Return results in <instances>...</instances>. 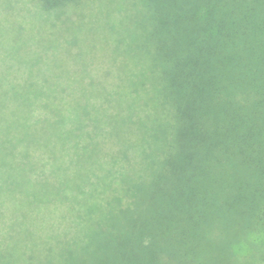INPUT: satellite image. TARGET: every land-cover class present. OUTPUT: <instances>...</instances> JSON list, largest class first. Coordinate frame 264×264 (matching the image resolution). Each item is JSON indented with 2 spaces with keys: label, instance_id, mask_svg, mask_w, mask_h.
<instances>
[{
  "label": "trees",
  "instance_id": "trees-1",
  "mask_svg": "<svg viewBox=\"0 0 264 264\" xmlns=\"http://www.w3.org/2000/svg\"><path fill=\"white\" fill-rule=\"evenodd\" d=\"M38 1L80 17L62 63L58 37L3 57L0 215L15 196L31 222L0 264L220 261L264 173V0Z\"/></svg>",
  "mask_w": 264,
  "mask_h": 264
},
{
  "label": "rangeland",
  "instance_id": "rangeland-1",
  "mask_svg": "<svg viewBox=\"0 0 264 264\" xmlns=\"http://www.w3.org/2000/svg\"><path fill=\"white\" fill-rule=\"evenodd\" d=\"M85 3L88 1L83 3V7ZM40 5L38 0H0V70L9 69V61L3 60V57L12 51L13 45L18 44L25 48L20 53L23 57L28 58L31 55L37 59L38 54L47 46L49 38L58 37L61 47L58 51L51 49L46 53L43 51L44 54L40 55L44 59L42 64L45 62L62 63V59L70 58V45L66 41L69 32L64 28L71 26L72 21L79 19V6L68 7L66 9L68 13L62 17L60 13L57 14V10L48 13ZM97 5L98 2H92L89 7ZM94 12H96L94 8H83L82 13L90 15ZM45 18H50V25L44 26L43 19ZM98 18H101V15ZM53 24H56L57 27H53ZM61 27L63 29L59 30L58 28ZM100 58H102L101 55H99ZM41 67L43 68L42 65ZM69 69L72 71L84 70V66L81 64L80 69L70 66ZM23 70L27 71V67H24ZM60 70L57 68L56 71L60 72ZM23 174L28 175L26 172ZM242 183H247L245 186L248 185L250 197L245 202L244 211L239 220L232 225L234 227L232 233L219 231L212 241L209 252L206 253L208 259L213 258L211 255L221 256V258L220 261H209V264H264L263 171L255 172ZM253 196L255 197L252 200ZM8 201L4 213L0 215V238L3 247H14L18 246L24 238V232H19L20 226L22 229L26 228V223H30L31 218L27 217L26 213L22 217L12 215L11 211L21 215L27 211V208L21 206L15 196H11ZM0 211H3V208ZM244 213L246 214L243 216Z\"/></svg>",
  "mask_w": 264,
  "mask_h": 264
}]
</instances>
